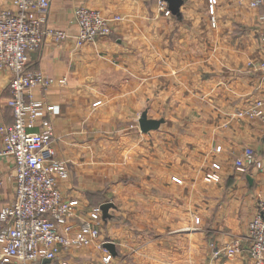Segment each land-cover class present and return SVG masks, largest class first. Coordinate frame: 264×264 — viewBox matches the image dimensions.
Returning <instances> with one entry per match:
<instances>
[{
	"label": "crops",
	"instance_id": "crops-1",
	"mask_svg": "<svg viewBox=\"0 0 264 264\" xmlns=\"http://www.w3.org/2000/svg\"><path fill=\"white\" fill-rule=\"evenodd\" d=\"M78 6L121 19L113 22L112 35L78 45ZM9 9L11 0H0V12ZM167 11L163 0H50L46 26L69 38L57 43L48 37L28 55L31 69L55 79L33 95L55 106L47 119L56 157L70 168L62 194L83 200L84 211L106 202L102 184L95 186L91 176L83 184L75 174L78 168L116 165L110 151H129L132 166L141 168L131 176L139 185L129 196L130 218L119 208L101 228L102 238L115 245L113 260L103 262V253L91 245L61 256L71 264H254L246 236L264 198V171L244 172L235 160L247 147L264 158V125L236 111L264 95V44L259 35L252 39V19L239 0H218L215 27L208 0H183L180 15ZM10 80L9 71H0L5 125L14 121ZM144 110L150 119L165 120L160 128L141 131ZM13 165L11 157L0 159V210L15 196L7 180ZM188 166L199 171L190 175ZM208 172L216 179H204ZM189 184L198 225L187 211ZM97 191L102 199L90 200ZM235 238L242 241L240 255L213 257L211 244L223 249Z\"/></svg>",
	"mask_w": 264,
	"mask_h": 264
},
{
	"label": "built area",
	"instance_id": "built-area-1",
	"mask_svg": "<svg viewBox=\"0 0 264 264\" xmlns=\"http://www.w3.org/2000/svg\"><path fill=\"white\" fill-rule=\"evenodd\" d=\"M11 2L13 9L0 12V71L11 74L9 106L14 121L11 125L0 124V159L11 157L14 161L7 180L13 182L15 196L0 210V264H43L44 260H49V264H71L61 256L91 245L103 253V262L110 263L113 255L104 246L110 241L102 238L101 205L84 211L79 198H66L62 194L60 184L70 177V168L67 162L56 157L55 135L47 119L55 106L33 95L35 88L46 91L55 79L31 69L29 53L39 50L48 37L60 43L69 34L46 26L50 0ZM239 3L264 9V0H239ZM217 4L218 0H208L213 22ZM73 15L78 45L112 35L113 22L121 19L119 16L106 18L100 11L85 6L76 7ZM262 31L264 37V16ZM237 116L264 125V95L253 98ZM36 127L38 131H34ZM235 165L244 172L251 168L264 171V158L247 147ZM212 166L214 170L220 169L218 163ZM215 175L209 174L207 179H216ZM199 222L196 218V223ZM246 240L247 254L253 263L264 264V198L248 225ZM210 246L214 249V258L222 255L234 258L243 252L238 238L223 249H215L214 244Z\"/></svg>",
	"mask_w": 264,
	"mask_h": 264
},
{
	"label": "rangeland",
	"instance_id": "rangeland-1",
	"mask_svg": "<svg viewBox=\"0 0 264 264\" xmlns=\"http://www.w3.org/2000/svg\"><path fill=\"white\" fill-rule=\"evenodd\" d=\"M241 8L243 10L249 12V14L251 16V19H252V24H251L252 39H257L258 35H259L260 38L262 39L261 42L264 44V37H263V31H262L263 19L261 18L262 20L258 21L259 16H261V17H262V15L264 16V12L259 11V9L248 8V7H245L243 5H241ZM208 12H209V8H208ZM209 15H210V13H209ZM210 20H211L212 26L215 27L216 22L212 21L211 15H210ZM144 109H145V107H144ZM236 112L238 114V112H240V109H238ZM157 119H163V118H157ZM173 137L171 140L172 143H175V142L177 143L176 138H173ZM158 140H160V141H156V144H160L161 137H159ZM110 154H112L114 156L113 158H116L118 160V163L116 162L117 163L116 165L109 166V167L78 168V172L75 174L76 180H80L84 184L86 181H88V176H91L93 181H95V186L100 187V185H99V183H100V184H102V187H104L103 193L105 194L104 197L106 199V202H112L115 205L116 209L112 208L110 213L112 212L111 214H115V210H118L120 208L125 213H127V215L125 217L130 218L129 212H130V203L132 202V198H130L129 196L131 194L132 188L134 186L139 185V184L131 182V176L136 175L138 173L140 174L141 168H136V167L132 166V160H131V156H130L129 151L128 152L127 151H123V152H119V151H112L111 152L110 151ZM156 154H158V151H156ZM120 159H121V161H120ZM212 168H213V166H212ZM145 169L146 168H144V173H145ZM84 170L89 171V172H87L88 174L84 173ZM187 171L191 175L193 173H196V171H199V169L196 167H193V166H188ZM209 173L210 172L205 174L204 179ZM85 176H87V177H85ZM103 178H108L109 182H106L104 180H103L104 181L103 183L100 182V181H102ZM135 179L136 178H134L133 180H135ZM144 185H146V183H144ZM189 186L191 187V189L188 188L187 211H188L189 217H191L192 222L194 220V223L197 224L196 218H198V217L193 213L194 204H195V201L193 198V193H192L193 184H189ZM100 195H102V192L99 193V191H97L96 194H94L90 200H92V201L97 200L98 201L99 199H102V198H98ZM81 201L83 202V200H81ZM142 201L145 202V199L140 200V202H142ZM118 216H120V215H118ZM118 219H120V218H118ZM128 249H129V247H128ZM74 255L77 256L78 255L77 252Z\"/></svg>",
	"mask_w": 264,
	"mask_h": 264
},
{
	"label": "water",
	"instance_id": "water-1",
	"mask_svg": "<svg viewBox=\"0 0 264 264\" xmlns=\"http://www.w3.org/2000/svg\"><path fill=\"white\" fill-rule=\"evenodd\" d=\"M167 3L169 11L174 15H180V8L183 4V0H163ZM164 122L163 119H150L148 118L147 111L142 112L139 118V126L142 132L147 133L152 130H157L160 125ZM115 208L112 202H105L101 204L103 219L108 220L111 218L110 210ZM113 255H116V248L114 243L107 242L104 244ZM49 263V260H44L43 264Z\"/></svg>",
	"mask_w": 264,
	"mask_h": 264
}]
</instances>
